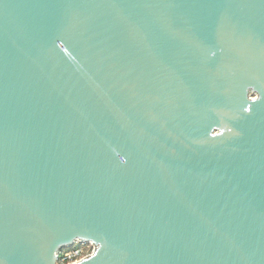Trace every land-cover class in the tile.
<instances>
[{
    "label": "water",
    "instance_id": "obj_1",
    "mask_svg": "<svg viewBox=\"0 0 264 264\" xmlns=\"http://www.w3.org/2000/svg\"><path fill=\"white\" fill-rule=\"evenodd\" d=\"M264 264V0H0V264Z\"/></svg>",
    "mask_w": 264,
    "mask_h": 264
},
{
    "label": "built area",
    "instance_id": "obj_2",
    "mask_svg": "<svg viewBox=\"0 0 264 264\" xmlns=\"http://www.w3.org/2000/svg\"><path fill=\"white\" fill-rule=\"evenodd\" d=\"M88 245L91 246L92 252L94 250V246L91 243H76L72 248L63 250L59 256L57 263L58 264H72L80 261L81 259L90 255H82V247ZM91 252V253H92Z\"/></svg>",
    "mask_w": 264,
    "mask_h": 264
},
{
    "label": "rangeland",
    "instance_id": "obj_3",
    "mask_svg": "<svg viewBox=\"0 0 264 264\" xmlns=\"http://www.w3.org/2000/svg\"><path fill=\"white\" fill-rule=\"evenodd\" d=\"M92 252V248L91 246L85 245L82 247V255H87V254H91Z\"/></svg>",
    "mask_w": 264,
    "mask_h": 264
}]
</instances>
